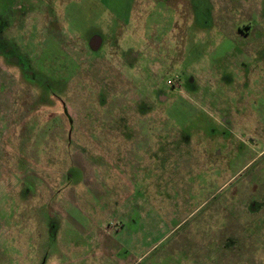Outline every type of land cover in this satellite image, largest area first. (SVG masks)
<instances>
[{
    "label": "rangeland",
    "instance_id": "1",
    "mask_svg": "<svg viewBox=\"0 0 264 264\" xmlns=\"http://www.w3.org/2000/svg\"><path fill=\"white\" fill-rule=\"evenodd\" d=\"M48 3L0 0V264H264V0Z\"/></svg>",
    "mask_w": 264,
    "mask_h": 264
},
{
    "label": "flooded vegetation",
    "instance_id": "2",
    "mask_svg": "<svg viewBox=\"0 0 264 264\" xmlns=\"http://www.w3.org/2000/svg\"><path fill=\"white\" fill-rule=\"evenodd\" d=\"M42 2H45V3H47V4H50V3H48V0H41ZM0 33H1V30H0ZM2 35V36H1ZM1 37H3V33H1L0 34V41H1ZM3 39V38H2ZM96 41V40H95Z\"/></svg>",
    "mask_w": 264,
    "mask_h": 264
},
{
    "label": "water",
    "instance_id": "3",
    "mask_svg": "<svg viewBox=\"0 0 264 264\" xmlns=\"http://www.w3.org/2000/svg\"><path fill=\"white\" fill-rule=\"evenodd\" d=\"M97 39H99L98 37H97ZM100 40V39H99Z\"/></svg>",
    "mask_w": 264,
    "mask_h": 264
}]
</instances>
